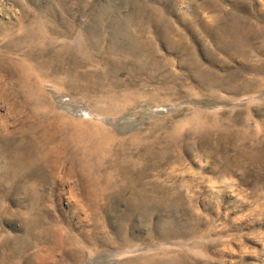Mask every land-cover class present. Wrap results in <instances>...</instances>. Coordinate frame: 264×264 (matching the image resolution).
Returning <instances> with one entry per match:
<instances>
[{
	"label": "rangeland",
	"instance_id": "374dc122",
	"mask_svg": "<svg viewBox=\"0 0 264 264\" xmlns=\"http://www.w3.org/2000/svg\"><path fill=\"white\" fill-rule=\"evenodd\" d=\"M59 237L264 264V0H0V264Z\"/></svg>",
	"mask_w": 264,
	"mask_h": 264
},
{
	"label": "bare ground",
	"instance_id": "6f19581e",
	"mask_svg": "<svg viewBox=\"0 0 264 264\" xmlns=\"http://www.w3.org/2000/svg\"><path fill=\"white\" fill-rule=\"evenodd\" d=\"M238 29V28H237ZM45 34H46V32H44ZM106 37V36H105ZM62 47V46H61ZM85 47V46H84ZM87 47V46H86ZM64 48V47H63ZM62 48V49H63ZM61 49V50H62ZM65 49V48H64ZM67 49V48H66ZM69 49V48H68ZM82 49V48H81ZM107 49V48H106ZM87 50H89L88 48H87ZM81 51V50H80ZM70 52H72V51H70ZM82 52V51H81ZM84 52H85V49H84ZM88 52V51H87ZM143 52H145V51H143ZM60 53H61V51H60ZM73 53V52H72ZM114 53V52H113ZM126 53V52H125ZM58 54V53H57ZM81 54V53H80ZM89 55H90V53H88ZM92 54V53H91ZM127 54V53H126ZM126 54H124L125 56H126ZM128 56H129V54H127ZM67 56V55H66ZM69 56V55H68ZM67 56V57H68ZM87 56V55H86ZM88 57V56H87ZM62 58V57H61ZM86 58V57H85ZM127 58V57H126ZM135 58V57H134ZM144 58V57H143ZM145 58H146V56H145ZM151 58V57H150ZM55 59V58H54ZM65 59L66 58H64V61H65ZM92 59V58H91ZM128 59V58H127ZM139 59V58H138ZM137 59V60H138ZM61 60V59H60ZM38 62V61H37ZM50 63H51V61H50ZM60 63V62H59ZM35 64V63H34ZM54 64H56V63H54ZM58 64V63H57ZM62 64V63H61ZM50 65V64H49ZM65 65V64H64ZM36 66V65H35ZM52 67V66H51ZM59 67H60V65H59ZM69 67V66H68ZM34 68H36V67H34ZM31 69H32V67H31ZM49 69V68H48ZM34 70V69H33ZM52 70V69H51ZM47 71H49V70H47ZM80 71V70H79ZM79 74V73H78ZM77 75V74H76ZM68 76H69V74H68ZM53 77V76H52ZM62 77H63V75H62ZM75 77H77V76H75ZM59 79H60V77H58ZM68 78V77H67ZM83 78V77H82ZM96 78V77H95ZM56 79V78H55ZM54 79V80H55ZM58 79V80H59ZM61 80V79H60ZM96 80V79H95ZM65 81V80H64ZM98 81V80H97ZM63 83V82H62ZM72 83V82H71ZM67 85H68V83H67ZM74 85V84H73ZM62 87V86H61ZM117 170V169H116ZM130 170V169H129ZM115 173V172H114ZM127 175V174H126ZM126 177V176H125ZM133 179V178H132ZM98 185V184H97ZM96 185V186H97ZM114 185H117V184H114ZM113 186V185H112ZM120 185H119V183H118V187H119ZM109 187V186H108ZM110 187H111V185H110ZM104 188V187H103ZM116 188V187H115ZM107 189V191H108V189L109 188H106ZM141 190H142V188H141ZM99 191V190H98ZM146 192V191H145ZM145 194V193H144ZM143 196V195H142ZM146 197V196H145ZM139 198V197H138ZM103 199V198H102ZM98 201V200H97ZM59 238H61V237H59ZM67 238V237H66ZM71 238H72V236H71ZM73 240V239H72ZM78 242V241H77ZM76 243V242H75ZM58 245H59V251H60V255L57 257V258H55V261H54V263L53 264H65L66 262H63V261H67L68 263H66V264H72V263H75L74 261H76V260H78V258L80 257V255H81V252H78V253H75L77 250H82L81 248H80V246H78L79 248H77L76 246H73V245H71L70 243H68V241L67 240H65L64 239V241H63V238H61V239H59V241H58ZM58 247V246H57ZM55 249V248H54ZM57 249V248H56ZM58 250V249H57ZM54 251V250H53ZM49 256H50V254H49ZM48 256V257H49ZM52 257H53V255H52ZM48 259V258H47ZM6 260V259H5ZM54 260V259H53ZM6 262V261H5Z\"/></svg>",
	"mask_w": 264,
	"mask_h": 264
}]
</instances>
